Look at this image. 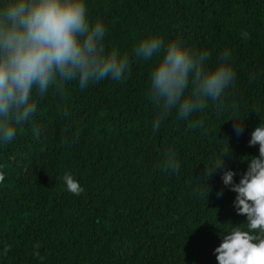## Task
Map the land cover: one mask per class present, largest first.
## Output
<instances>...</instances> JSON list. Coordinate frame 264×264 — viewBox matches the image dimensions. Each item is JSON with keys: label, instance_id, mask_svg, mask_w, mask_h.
<instances>
[{"label": "trees", "instance_id": "obj_1", "mask_svg": "<svg viewBox=\"0 0 264 264\" xmlns=\"http://www.w3.org/2000/svg\"><path fill=\"white\" fill-rule=\"evenodd\" d=\"M85 3L90 24L106 28V52L128 55L131 68L84 89L78 80L62 91L51 85L34 96L37 112L16 138L0 142V264H218L223 235L247 230L246 217L224 169L206 171L229 153L224 168L239 183L259 156L249 141L264 123V0ZM149 35L209 52L210 70L228 50L234 71L219 100L186 119L173 109L155 132L159 110L148 93L163 53L134 55ZM169 151L178 172L164 168ZM66 173L81 194L68 191Z\"/></svg>", "mask_w": 264, "mask_h": 264}, {"label": "clouds", "instance_id": "obj_2", "mask_svg": "<svg viewBox=\"0 0 264 264\" xmlns=\"http://www.w3.org/2000/svg\"><path fill=\"white\" fill-rule=\"evenodd\" d=\"M105 32L101 21L90 24L85 0H6L0 6V142L16 138L17 127L37 112L34 96L43 97L51 85L62 91L66 82L78 80L84 89L105 78L119 81L130 71L128 55L115 48L106 52ZM242 35L247 38L249 34ZM161 53L148 93L159 110L154 132L173 109L178 118L186 119L202 110L206 99L219 100L234 79L228 50L210 70L211 54L186 47L179 37L165 45L159 36L149 35L134 48L135 57L144 60ZM190 81L191 91L185 95ZM235 131H243L242 123ZM256 145L259 156L250 158L239 183L234 182L236 173L224 168L229 153L213 172L206 171L208 178L224 169L223 184L236 193L237 214L246 217L247 230L236 226L223 235L214 253L218 264H264V123L251 133L249 146ZM164 168L179 171L171 151ZM4 178L0 172V181ZM63 180L72 194L84 191L71 174L66 173Z\"/></svg>", "mask_w": 264, "mask_h": 264}]
</instances>
